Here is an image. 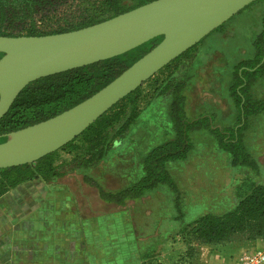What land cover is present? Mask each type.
Masks as SVG:
<instances>
[{
    "label": "crops",
    "instance_id": "obj_1",
    "mask_svg": "<svg viewBox=\"0 0 264 264\" xmlns=\"http://www.w3.org/2000/svg\"><path fill=\"white\" fill-rule=\"evenodd\" d=\"M259 2L264 6V2L261 0ZM224 24L218 28L222 35L228 29V26ZM192 50L195 51V55L191 62L181 70V73H172L168 82L172 88L178 84L182 86L184 119L188 122L189 128L187 138L190 150L186 158L167 165V171L176 190H171L166 185H159L140 198L120 203V193L137 183L142 177V158L150 149L161 144L158 142L169 141L175 136V129L170 122V106L173 101L172 88H170L166 91V98L162 100L166 108L164 107V111L159 113H149V118L151 119L153 115L155 121H151L152 124L149 127L136 128L134 142L121 144L118 147L114 145L105 157L94 160L90 164H86L80 158L73 161L74 153L69 155L67 152V155L65 151L58 150L52 165L57 167L54 176L45 179L33 177L0 195V264H122L123 262L128 264V255L133 254L134 247L141 243L139 237L132 242L133 219L136 213H144L143 210H147L145 213L149 216L148 218L155 219L154 223H157L156 231L165 227L164 234L170 232L168 235L170 237L166 239L170 241L175 239L179 226L169 221L163 215L164 211L175 209L182 211L181 214L184 216L183 209H188L190 205L186 201L191 197H198H194L189 191L195 188L198 177L191 183L184 182L183 186H178L170 174L171 171L180 172L182 167L183 170L190 168L192 172L196 174L198 172L199 177L209 178L212 176L211 170L205 167L208 161L217 160L223 155L227 158L228 168H243L231 167V156L219 148L217 135L221 134L228 139L231 135L235 137L240 135L243 145L248 150L246 143L248 137H245L253 134L248 132L250 126L254 129L256 120L260 117L264 123V111L257 114H245L242 109L244 98H248L251 102L264 101V95L259 97L257 94L264 90V69L258 73L259 68L264 64V54L260 63L255 66L257 56L255 45L254 57L236 66L228 93L222 94L219 84L221 80L211 88H207L204 84L209 79L211 68L207 62L198 64L191 70L192 74H189L188 69L193 66L197 54L196 47ZM219 78L222 79V76L219 75ZM258 86L261 90L257 88ZM238 99H241L240 106ZM202 103L219 108L224 117L232 111L231 125L222 128L216 125L210 116L200 114L199 117H195L193 112ZM165 122H168L171 128L165 130L163 127ZM194 130H206L215 144L197 151L188 135ZM150 142L152 146L148 145ZM77 154H80V151ZM202 167L206 170L204 171ZM174 175L176 178H181L176 173ZM112 183L113 187L110 186ZM147 199L152 202V206L146 204ZM132 204L135 205L133 209ZM212 208L216 210L214 206ZM130 210L135 211L130 212ZM165 222L171 223L169 230ZM262 243L264 240L246 241L238 244L236 248L237 251L245 250L259 247ZM162 245L164 244L158 243L155 248ZM182 251L183 247L178 244L175 247L177 259L180 258L177 256L178 253ZM208 258L206 254L199 255L198 263L219 264L215 261V257Z\"/></svg>",
    "mask_w": 264,
    "mask_h": 264
},
{
    "label": "trees",
    "instance_id": "obj_2",
    "mask_svg": "<svg viewBox=\"0 0 264 264\" xmlns=\"http://www.w3.org/2000/svg\"><path fill=\"white\" fill-rule=\"evenodd\" d=\"M152 1L155 0H96V8L91 10L90 17L83 24L52 32H38L34 27H30L25 30L24 34L13 35L4 33V26L8 20L28 18L34 13L39 2L33 0H0V36H39L74 31L101 23ZM261 1L264 2V0ZM44 7L42 8L44 9ZM262 25V32L255 42L257 49L255 66L260 63L264 54V15ZM161 40L162 37H157L123 55L41 78L28 84L0 120V143L6 141L9 133L46 121L88 99L152 50ZM186 53L176 60L182 58ZM2 56L3 54L0 53V58ZM263 69L264 64L259 68L258 73H261ZM161 87L160 89L164 91L172 88L168 82L163 83ZM138 91L139 88L114 105L60 151L68 152L69 155L74 153L73 161L80 158L86 164H90L94 160L105 157L108 150L112 149L114 145L118 147L121 144L133 142L134 139L131 136L134 135L140 119L141 121L144 120L137 108ZM181 92V84L172 88L173 101L170 106V122L175 129L174 138L156 145L142 158V177L137 183L120 193V203L125 200L140 198L159 185H166L171 190H176V186L167 171V165L168 163L183 161L190 150L187 138L189 128L188 122L184 119V97ZM244 99L242 109L245 114H257L264 111V101L251 102L248 98ZM240 102L241 99H238L239 106ZM152 106L154 107V104ZM217 138L219 148L231 156V167H243L254 174L260 173L258 161L245 148L240 135L236 137L231 135V138L228 139L226 136L218 134ZM112 139H119L120 141L114 142V140L111 141ZM79 151L80 154H77ZM57 152L47 155L33 164L0 170V195L33 177L45 179L54 176L57 167L52 165ZM224 212L221 216L207 213L200 219L213 225L214 228L206 231L199 228L196 231L198 239L205 243H212L232 234L252 233L251 221L264 223V187H253L247 196ZM179 217L183 219V214L180 212L178 213ZM255 236H263V231L258 230Z\"/></svg>",
    "mask_w": 264,
    "mask_h": 264
},
{
    "label": "water",
    "instance_id": "obj_3",
    "mask_svg": "<svg viewBox=\"0 0 264 264\" xmlns=\"http://www.w3.org/2000/svg\"><path fill=\"white\" fill-rule=\"evenodd\" d=\"M256 1L260 0H155L74 31L0 36V120L28 84L123 55L162 37L152 50L88 99L46 121L9 133L0 143V170L33 164L60 150Z\"/></svg>",
    "mask_w": 264,
    "mask_h": 264
},
{
    "label": "rangeland",
    "instance_id": "obj_4",
    "mask_svg": "<svg viewBox=\"0 0 264 264\" xmlns=\"http://www.w3.org/2000/svg\"><path fill=\"white\" fill-rule=\"evenodd\" d=\"M33 1L39 2V5L34 9V13L26 19L16 18L8 20L4 26V33L13 35L24 34L25 30L30 27H34L38 32H52L70 28L85 23L86 19L91 15V10L97 6L96 0ZM42 7H44V9ZM263 8V4L259 1L250 4L225 22L224 26H228V29L224 35H222L220 29H218L201 40L200 43L196 45L197 54L193 66L188 69L189 74H192L191 70L195 69V66L207 62L211 65V68L209 69V79L206 80L204 84H206L207 88H211L216 82L221 80V83H219L221 86V93L227 94L228 88L233 80V72L236 66L242 61L252 59L255 55L256 50L254 43L262 30ZM194 53V50L189 51L182 58L159 71L139 88L137 108L141 116L146 117H144L143 121L140 119L137 128L149 127L152 124L150 122L155 121L153 115L150 120L149 113L164 111V107L166 108V106L165 103H162V100L166 98V91L161 90V86H163V83L169 82L172 73H181V70L191 62L192 57L195 55ZM219 75L222 76V79H218ZM257 88L260 89V86ZM257 94L259 97L262 94L264 95V90ZM153 104L154 107L152 106ZM231 113L232 111L228 116L224 117L219 108L210 107L205 103L198 105L193 112L195 117H199L200 114L202 116L207 115L212 117L214 123L222 128H225L226 125H231L233 121ZM262 120L261 117L257 119L254 125L255 128L253 129V126H250L248 130L249 133L253 134L245 137H248L246 143L249 152L260 165V173L254 174L250 170L244 168H228L227 158L224 155L222 158H217L218 161H208V165L205 166L206 168H210L211 178H201L198 172L196 174V172H192L190 168H188V170L186 168L183 170L182 167V171L180 172L171 171L170 174L178 186H183L184 182L191 183L198 177V181L195 182V188L189 190L194 197H198H191L190 200L186 201L190 205L188 209H183L185 212L183 219L180 217L178 218L177 214L180 212L178 210L169 209L164 211L165 213H163V215L168 218L169 221L179 226L175 239L173 238L170 241H166L167 237H170L168 236L170 232L164 234L165 227L160 229L161 225L159 227L160 230L156 231L157 223H154L155 219L151 220L148 218L149 216L145 213L147 210H143L144 213H136L133 219L134 228L132 227V242L139 237L141 243L134 247L133 254L128 255V264H199L198 257L202 254H206L209 258L215 257V261L219 264H235L237 258L246 251H253L256 249L264 251V243L259 247L245 250L237 251L236 248L238 244L246 241L264 240V223L262 222L251 221L252 233L232 234L212 243H205L201 239H198V233L196 232L199 228L202 231L214 228L213 225L208 222L200 220L207 213L221 216L230 206H234L247 196L253 187H264V123ZM163 127L167 130L166 128H171V125L165 122ZM188 135L197 151L204 147L207 148L213 143L215 144L211 135L206 130H194ZM131 138L135 139V136L133 135ZM113 140L114 142L120 141L119 139H112L111 141ZM163 141L165 140L158 143H163ZM148 145L152 146V142ZM65 154L67 153L65 152ZM208 159L210 158L208 157ZM197 168L199 169V166H197ZM175 173L177 176L181 177V180L176 178L174 175ZM110 186L113 187V183L110 184ZM169 195L171 197V194ZM202 197L204 198L202 199ZM147 203L148 206H152V202L149 199H147L146 204ZM131 206L132 209L135 207L134 204ZM213 206L216 210H212ZM131 211L133 212L135 210H130V212ZM165 225L167 230H169L171 223L165 222ZM128 226L130 228L129 224ZM258 230L263 231V236H255ZM159 234L164 235L160 236ZM252 238L253 240H251ZM139 241L137 240V242ZM158 243H163L164 245L155 248ZM178 244L183 247V251L177 255L180 257L179 259L175 257V247ZM122 264H126V262Z\"/></svg>",
    "mask_w": 264,
    "mask_h": 264
},
{
    "label": "built area",
    "instance_id": "obj_5",
    "mask_svg": "<svg viewBox=\"0 0 264 264\" xmlns=\"http://www.w3.org/2000/svg\"><path fill=\"white\" fill-rule=\"evenodd\" d=\"M235 264H264V251L259 249L246 251L237 258Z\"/></svg>",
    "mask_w": 264,
    "mask_h": 264
}]
</instances>
